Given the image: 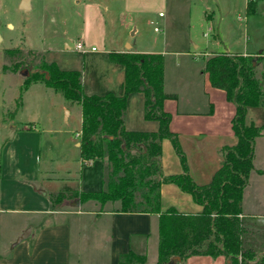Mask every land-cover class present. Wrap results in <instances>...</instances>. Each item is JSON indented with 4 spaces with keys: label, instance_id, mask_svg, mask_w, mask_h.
<instances>
[{
    "label": "rangeland",
    "instance_id": "rangeland-1",
    "mask_svg": "<svg viewBox=\"0 0 264 264\" xmlns=\"http://www.w3.org/2000/svg\"><path fill=\"white\" fill-rule=\"evenodd\" d=\"M20 2L0 0V210L15 206L20 196H28V189L44 194L57 192L67 183L77 189L102 188L93 181L101 174L100 163L92 168L79 163L80 106L67 105L41 82L24 90V72H14L12 62L34 55L33 65L45 59L61 70L79 71L84 90L100 94L123 75L122 66L111 63L108 54L125 46L131 27V34L138 31L135 43L139 41L140 49L169 53L165 57L167 88L179 94L183 104L189 99L198 101L197 112H203L200 90L208 80L200 53L264 54V0H255L253 14H247L248 0H31L28 11L19 9ZM216 42L220 50H215ZM77 43L97 52L77 51ZM7 50L21 55L10 56ZM223 108L222 101L214 102L215 115ZM167 142L165 159L178 164ZM66 203L70 201L60 208ZM36 222L30 215L0 212V255L17 256L15 262L22 259L24 247L12 249L9 243L17 242L24 225ZM253 222L249 229L261 241L264 219ZM156 258L157 248L151 255L152 260Z\"/></svg>",
    "mask_w": 264,
    "mask_h": 264
},
{
    "label": "trees",
    "instance_id": "trees-1",
    "mask_svg": "<svg viewBox=\"0 0 264 264\" xmlns=\"http://www.w3.org/2000/svg\"><path fill=\"white\" fill-rule=\"evenodd\" d=\"M255 0H248L247 14L255 12ZM10 56L20 51L7 50ZM111 63L124 67V82L119 95H86L79 71L61 70L44 59L33 65L32 55L12 62L14 72H24L23 89L41 82L60 94L68 105L81 108L78 133L82 165L101 164V185L98 192H82L63 186L50 195L53 209L65 201H94L100 205L118 203V212L158 216V248L156 264H177L193 256L224 257L227 264H264L263 240L247 231L241 216L244 189L253 169L254 143L261 127L245 123L249 107L264 101V83L259 66L260 57L216 54L204 63L211 87L223 91L235 107L231 129L237 139L232 147H223L221 167L207 185H197L189 175L187 159L178 140L170 130L171 115L163 104L176 100L164 92V58L156 53L110 52ZM28 69H25L27 68ZM144 95V119L156 121L159 130L153 133L130 132L124 118L127 97ZM19 103L17 108H19ZM168 140L179 159L182 173L164 176L161 170L162 142ZM173 184L191 196L202 207L199 214L178 213L169 208L161 212L160 188ZM250 239L255 243H252ZM145 256L129 252L121 256V264L144 263Z\"/></svg>",
    "mask_w": 264,
    "mask_h": 264
},
{
    "label": "crops",
    "instance_id": "crops-1",
    "mask_svg": "<svg viewBox=\"0 0 264 264\" xmlns=\"http://www.w3.org/2000/svg\"><path fill=\"white\" fill-rule=\"evenodd\" d=\"M158 15L161 19L165 17L161 12ZM128 30L127 36L130 37L132 35L131 42L128 43L126 41L125 46H119L118 49H110V52L156 53L163 56L164 92L176 96V100H168L163 104L164 111L171 115L170 130L178 136L179 143L187 159L189 175L193 181L199 186L209 184L214 174L221 167V149L226 146L232 147L237 143V139L231 129V120L235 112L234 105L226 99V94L223 91L211 87L207 74L205 76L208 83L206 84L207 81L204 82L203 86H201L202 90H200V93L203 94L201 96L205 100L203 102V110L206 111L197 112L198 101L196 100L189 99L183 104L182 97L167 88L165 57L169 53L166 51L140 49L142 47L139 41L135 43L138 31L134 30L131 34V27H128ZM116 43V40H114L113 44L116 45ZM218 45L216 42L215 50L219 49ZM83 46L88 52H97L96 49L94 51L91 50L94 47L88 48L84 44ZM65 48L67 50L70 49L68 44L65 45ZM223 53L260 57L259 71L264 83V54L262 52L256 54H235L228 50L225 52L204 51L200 55L205 63L213 55ZM122 68V77H119L114 83H109L108 86H105V90L102 93L92 95H104L106 93L119 95L124 82V67L122 66ZM82 85L84 92L83 79ZM84 94L90 95L86 91ZM144 101L145 98L142 93H132L127 97L124 118V126L127 131L147 133L158 131V122L144 119ZM217 101H222L224 108L220 114L215 115L213 108L214 102ZM132 106L136 107L135 111L132 110ZM66 114L67 116L70 115L68 111ZM245 123L262 128L261 135L254 143L253 169L250 173L248 184L244 189L241 205V216L247 222L246 230L250 231L252 228L250 227L249 229V226L254 219H264V101L258 107H249L247 109ZM78 133L79 131L76 133L77 136ZM167 143V140H163L161 145L162 173L164 176L178 175L182 173L180 163L178 162L177 164V162L165 159L164 148L168 149ZM79 146L78 138V149ZM79 163L86 168H92L96 163L98 164V162H93L88 165H82L80 156ZM93 181L95 186L96 184L100 186L101 174L97 176V179L94 177ZM87 183L89 182L87 181L85 186H88ZM64 186L71 187L69 183ZM83 188L79 187L78 190L82 192H98L89 189L84 190ZM57 192L47 191L43 194L42 191L35 190L34 192L28 189V196H20L15 206H8L0 210V212H9V215H30L32 219L36 218L39 221L35 223V226L32 223L24 225L16 235L18 237L22 232L31 228L26 239L13 245H11L13 241L9 243V247L12 249L22 245L24 248L20 253L24 254L20 256L24 257L15 262L17 256L10 259L6 257V254L0 255V264H10L13 261L14 264H121V256L129 252L145 256L144 263L131 264L157 263V258L155 260L151 259L152 249L158 248L157 215L122 213L118 212V203L108 202L100 205L94 201L83 203L71 201L66 203L65 207L54 210L49 196ZM160 194L161 212L173 208L181 214L195 215L202 211V207L194 203L190 195L183 193L173 184H163L160 188ZM250 241L254 243L251 239ZM259 246L260 250H262L261 252H264L261 244ZM177 264H227V260L222 256L217 258L193 256Z\"/></svg>",
    "mask_w": 264,
    "mask_h": 264
},
{
    "label": "water",
    "instance_id": "water-1",
    "mask_svg": "<svg viewBox=\"0 0 264 264\" xmlns=\"http://www.w3.org/2000/svg\"><path fill=\"white\" fill-rule=\"evenodd\" d=\"M30 2H31V0H21L19 9L22 10V11H28V10H30ZM131 36L128 38V43L131 42ZM29 233H30V230L29 229L25 230L22 233V235L17 239V243H19L22 240L26 239L27 236L29 235ZM175 261H178L179 262L180 259L179 258H173L172 259V262H175Z\"/></svg>",
    "mask_w": 264,
    "mask_h": 264
},
{
    "label": "built area",
    "instance_id": "built-area-1",
    "mask_svg": "<svg viewBox=\"0 0 264 264\" xmlns=\"http://www.w3.org/2000/svg\"><path fill=\"white\" fill-rule=\"evenodd\" d=\"M160 16H162V15L160 14ZM157 30H158V29L155 28V31H157ZM76 49H77L78 51H80V52H85V48H84L83 44H81V43H79V44L76 46ZM91 50L94 51L95 48H92Z\"/></svg>",
    "mask_w": 264,
    "mask_h": 264
}]
</instances>
